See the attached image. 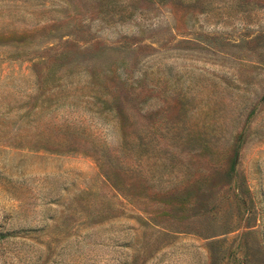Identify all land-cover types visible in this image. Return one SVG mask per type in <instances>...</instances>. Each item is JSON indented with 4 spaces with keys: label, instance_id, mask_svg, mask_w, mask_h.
Wrapping results in <instances>:
<instances>
[{
    "label": "rangeland",
    "instance_id": "obj_1",
    "mask_svg": "<svg viewBox=\"0 0 264 264\" xmlns=\"http://www.w3.org/2000/svg\"><path fill=\"white\" fill-rule=\"evenodd\" d=\"M0 264H264V0H0Z\"/></svg>",
    "mask_w": 264,
    "mask_h": 264
},
{
    "label": "trees",
    "instance_id": "obj_2",
    "mask_svg": "<svg viewBox=\"0 0 264 264\" xmlns=\"http://www.w3.org/2000/svg\"><path fill=\"white\" fill-rule=\"evenodd\" d=\"M61 152H64V151H61Z\"/></svg>",
    "mask_w": 264,
    "mask_h": 264
}]
</instances>
